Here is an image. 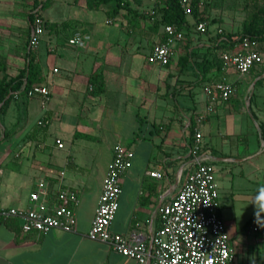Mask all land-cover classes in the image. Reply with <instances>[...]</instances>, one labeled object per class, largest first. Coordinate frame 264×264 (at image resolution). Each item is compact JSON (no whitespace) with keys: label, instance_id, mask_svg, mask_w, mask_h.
Listing matches in <instances>:
<instances>
[{"label":"crops","instance_id":"1","mask_svg":"<svg viewBox=\"0 0 264 264\" xmlns=\"http://www.w3.org/2000/svg\"><path fill=\"white\" fill-rule=\"evenodd\" d=\"M79 21H82L81 25L73 27L68 38L76 30L88 35V30L84 29L85 22L86 28L92 26L95 31L91 20ZM67 39L63 46L56 47L51 42L45 49L38 48L37 61L43 63V69L47 64L52 67L47 68L52 73L48 72L50 79L45 84L49 89V101L41 116L47 122L40 124L37 136L34 133L32 143H28L26 157L31 159L30 163L26 166L16 164L6 174L3 170L0 204L34 206L30 194L39 189L46 193L45 201L52 203L57 187L70 185L80 195L76 206V227L71 232L52 229L47 233H25L21 229V220L0 217V264H137L136 259L87 235L113 158L114 146L120 143L134 151V157L122 177L120 205L112 229L127 235L137 227L149 242L161 227L159 207L173 198L191 167L189 147L194 138L191 122H196L201 113L205 114L201 124L202 150L209 155L215 169L218 168L216 181L220 190V213L225 222L232 223L230 235L238 242L231 243L236 264H264L261 232L253 237L249 232L246 235L238 231L236 225L234 191H242L240 193L244 196L253 199L256 194L252 191L261 181L256 176L248 178L255 174L257 167L247 172L243 168L245 163L253 162L259 150L250 151V138L240 139L243 133L250 132L248 125H242V116L225 115L226 104L231 98L216 102L208 111L205 97V107L194 112L197 117L187 106L188 111L181 112L183 118L176 120L174 113L157 112L156 106L138 107L127 103L126 99L110 98L109 91L92 94L85 79L93 69L91 67L88 74L81 75L80 63L88 56L96 55L100 47L110 45L111 41L103 44V41H93L88 37L89 45L83 49L69 45ZM48 50L52 52L47 53ZM62 69L64 74L56 77L54 73ZM236 127H240L239 130H235ZM76 133L89 137H76ZM57 139L63 141V148L57 146ZM229 163L238 164L240 169L235 171ZM152 170L161 171L163 176L152 177L149 174ZM242 176L248 179L244 182ZM29 186L32 187L30 191L27 190Z\"/></svg>","mask_w":264,"mask_h":264},{"label":"rangeland","instance_id":"2","mask_svg":"<svg viewBox=\"0 0 264 264\" xmlns=\"http://www.w3.org/2000/svg\"><path fill=\"white\" fill-rule=\"evenodd\" d=\"M36 1L42 5L40 14L45 19L58 23L70 19L74 21L75 27L81 25L82 21L79 20H91L95 31L92 26L86 28L87 22H85L84 29L88 30L87 36L93 41H103V44L111 41L110 45L100 47L96 55L88 56L79 66L81 75L88 74L92 67L93 73L99 72L104 76L105 91H109L110 98L126 99L127 103L138 107L156 106L157 112L174 113L177 116L176 120L182 116L183 110L188 111L187 106L195 117L198 115L194 113L195 110L205 107V80H202L200 70L193 62L189 61L184 70H181L180 65L177 64L179 56L183 53L180 46L172 62L166 67H156L147 60L153 45L164 39L161 32L163 26L159 21L164 0H124L129 3L131 9L136 10V22L129 20L128 15H132V12L126 8L116 15L109 14L107 9L112 11L115 3H106L104 0H0V57L5 60L7 73L10 76L17 75L29 59L37 61L39 47L45 49V46L51 42L56 47L63 46V42L71 33L70 27L57 33L47 32L42 36L40 45L29 53V17L36 10ZM90 5L100 6L90 9ZM260 6L262 3L255 5L252 0H200V7L208 13L212 29L220 25L231 32L241 29L244 20ZM196 38L198 36H195ZM256 42L264 53V39ZM103 44L101 46H104ZM51 52V50L47 51V53ZM42 64L41 62L42 84L45 85L51 73L47 68L52 69V67L47 64L43 69ZM63 71L62 69L61 72L54 74L59 78L64 74ZM3 75L4 72L0 70V79ZM90 77L91 75H88L85 79L87 87L90 86ZM228 79L236 86V90L233 98L226 104L225 115L229 113L236 117L242 116V125L244 127L248 125L250 132L243 133L240 139L250 138V151L259 150L254 155L253 162L245 163L243 166L246 172L258 168L255 174L248 177L256 176L261 181L256 184L258 188L252 191L256 195L251 199L237 190L234 191L236 196L233 200L238 231L246 235L251 233L250 235L253 236L257 232L252 231L250 226L263 220L257 221L254 205L251 202L260 194V190L264 189V141H261L264 140L261 134L263 132L264 135V61L244 75L232 69L228 73ZM48 101L49 95L45 97L42 94L37 96L16 94L2 112L0 103V163L5 174L16 164L26 166L30 163L31 159L28 160L26 157L27 146L28 143H32L33 134L37 136L39 132L36 130L41 124L43 108ZM109 119L113 120V116ZM239 128L236 127L235 130ZM33 144L37 146V143ZM233 154L237 155L235 152ZM229 164L235 171L240 169L238 164ZM248 178L242 176L244 182ZM27 190H32V187L29 186ZM218 191L221 200L219 187ZM225 223L230 244H237L236 239L230 235L232 223L228 220ZM260 234L264 239V234Z\"/></svg>","mask_w":264,"mask_h":264},{"label":"built area","instance_id":"3","mask_svg":"<svg viewBox=\"0 0 264 264\" xmlns=\"http://www.w3.org/2000/svg\"><path fill=\"white\" fill-rule=\"evenodd\" d=\"M188 16L193 14V0H180ZM42 5L34 10L39 13L30 22L29 49L40 45L46 34V19L40 14ZM191 20L193 36H198L190 50H205L213 45L219 46L218 54L223 62L219 73L211 76L204 85L207 110L211 111L218 101H227L233 97L236 86L229 81L228 73L234 69L244 75L257 64L264 61V53L256 40L249 36L228 35L220 25L212 29L207 21ZM210 31L214 37L211 39ZM164 39L153 45L147 60L151 64L169 65L178 46L185 44L186 28L176 24H166L162 28ZM202 37V38H200ZM67 43L77 48H87L88 36L76 30L67 39ZM54 71H58L54 68ZM36 91L45 97L49 89L43 85ZM205 114H199L193 127V143L189 147L191 167L173 198L159 207L161 227L150 241L134 227L125 235L112 229L119 209L122 193V177L126 173L134 151L117 143L113 149V158L106 173L95 215L87 233L91 239L109 244L113 249L137 260V264H236L235 251L230 244V236L220 213L219 191L216 181V169L209 155L203 152V133L201 124ZM47 121L41 119L40 123ZM59 148L64 147L61 139L56 140ZM180 171V176L182 171ZM3 169L0 163V196L3 190ZM64 174L61 172V175ZM152 177L161 178L159 170L149 172ZM58 179V178H57ZM46 193L39 189L30 194L34 203L31 207L5 206L0 204V217L7 220H21V229L25 233H47L52 229L66 232L75 230L76 206L80 201L78 190L70 185L60 184L52 203L45 201ZM252 231L264 234V219L252 223Z\"/></svg>","mask_w":264,"mask_h":264},{"label":"trees","instance_id":"4","mask_svg":"<svg viewBox=\"0 0 264 264\" xmlns=\"http://www.w3.org/2000/svg\"><path fill=\"white\" fill-rule=\"evenodd\" d=\"M111 1V2H110ZM255 5L262 3V6L258 7L254 11H252L247 19L244 20L241 29L237 31H227L228 35L233 36H249L253 40H263L264 39V0H252ZM106 3H115L112 11L107 9V12L111 15H116L120 10L126 8L129 12H132V15H128L129 20L136 22V10L131 9L129 3L124 0H104ZM100 6V5H99ZM91 6L90 9H95L99 7ZM39 7L37 1L35 2V9ZM42 8V7H41ZM39 13L32 12L29 17V21L32 22L35 15ZM160 24L162 26L166 24H176L181 26L182 28H186V36H185V44L180 45L183 50V53L179 56L177 64L180 65L181 70L187 66V63L193 62L194 66L200 70V75L202 80H210V74L219 73L223 66V62L219 57L218 49L219 46L213 45L211 47L206 48L205 50H190V46L192 45L195 37L193 36V32L190 27L186 26L187 24L191 25V20L194 21H207L209 22L208 13L200 7V0H193V14L190 18L180 4V0H164L163 6L160 9ZM145 16V15H142ZM74 21L70 19H65L61 23L52 22L46 19L45 27L47 32H59L61 30H66L69 27H75ZM212 22V21H211ZM30 25H29V33H28V41L30 39ZM211 39L214 40L212 32L210 31ZM29 50V53H31ZM168 66V65H167ZM255 67V66H254ZM253 67V68H254ZM252 68V69H253ZM251 69V70H252ZM0 70L4 72L3 77L0 79V103L1 112L8 107L11 101L14 99L16 94H24L37 96L40 93L36 91L37 87L43 86V77H42V67L38 61L35 59H29L26 63L25 67L19 71L17 75L10 76L7 73V66L5 60L0 57ZM90 86L92 94H101L105 91V79L104 76L99 72H94L90 77ZM195 122L192 120L191 126L194 127ZM261 129L262 126H261ZM262 136L263 132H261ZM76 137H89L87 134L76 133Z\"/></svg>","mask_w":264,"mask_h":264},{"label":"clouds","instance_id":"5","mask_svg":"<svg viewBox=\"0 0 264 264\" xmlns=\"http://www.w3.org/2000/svg\"><path fill=\"white\" fill-rule=\"evenodd\" d=\"M251 204L254 205V214L257 221L264 219V189L260 190V194L251 202Z\"/></svg>","mask_w":264,"mask_h":264}]
</instances>
